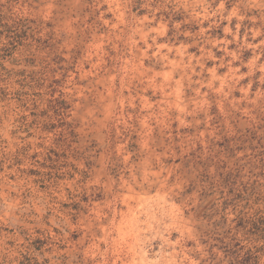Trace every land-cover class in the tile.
Listing matches in <instances>:
<instances>
[{
    "label": "rangeland",
    "instance_id": "rangeland-1",
    "mask_svg": "<svg viewBox=\"0 0 264 264\" xmlns=\"http://www.w3.org/2000/svg\"><path fill=\"white\" fill-rule=\"evenodd\" d=\"M0 264H264V0H0Z\"/></svg>",
    "mask_w": 264,
    "mask_h": 264
}]
</instances>
